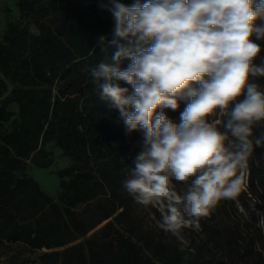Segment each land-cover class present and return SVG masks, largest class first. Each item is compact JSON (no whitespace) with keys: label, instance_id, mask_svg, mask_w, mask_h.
Returning <instances> with one entry per match:
<instances>
[{"label":"clouds","instance_id":"1","mask_svg":"<svg viewBox=\"0 0 264 264\" xmlns=\"http://www.w3.org/2000/svg\"><path fill=\"white\" fill-rule=\"evenodd\" d=\"M114 20V64L92 67L99 98L141 133L123 189L160 213L179 236L198 229L222 200L236 199L264 122V0H120L102 4ZM106 37H100L104 45ZM123 41V42H122ZM127 85V86H123ZM179 113V122L167 110ZM182 185V190L177 189Z\"/></svg>","mask_w":264,"mask_h":264},{"label":"trees","instance_id":"2","mask_svg":"<svg viewBox=\"0 0 264 264\" xmlns=\"http://www.w3.org/2000/svg\"><path fill=\"white\" fill-rule=\"evenodd\" d=\"M120 2L130 6L136 0ZM108 3L17 0L23 23L8 22L0 40V234L11 242L32 249L63 247L123 206L110 201L95 223H87L75 210L108 192L118 198L116 191L130 164L126 154L129 133L119 110L99 98L91 76L92 67L115 63L117 48L107 43L115 38L114 20L101 7ZM31 25L36 26V33L30 31ZM100 37L107 38L104 45ZM255 82L264 89V77ZM11 104L16 105V112L9 109ZM183 107L181 102L180 110H167V115L179 122ZM8 122L10 129L5 127ZM261 128L264 132V122ZM49 142L71 158L69 166L56 171L59 202L26 172L29 163L37 168L52 165L53 158L45 149ZM252 152H264V143H253ZM256 180H264V164H250L248 181L252 186ZM111 226L112 221H107L94 234ZM116 240L119 253H114L109 240L90 248L87 263L82 243L41 253L36 262L48 264L51 255L62 253L65 256L59 264H198L189 249L170 243L145 239L138 245L122 234Z\"/></svg>","mask_w":264,"mask_h":264},{"label":"rangeland","instance_id":"3","mask_svg":"<svg viewBox=\"0 0 264 264\" xmlns=\"http://www.w3.org/2000/svg\"><path fill=\"white\" fill-rule=\"evenodd\" d=\"M40 1L44 3L49 0ZM8 22L23 23L17 8V0H0V40H2ZM30 31L36 33V26L31 25ZM257 43L262 47L260 56L255 61L259 64L264 60V40L257 41ZM9 109L17 111L14 104H11ZM261 126L262 122L254 126L253 140L264 133ZM5 127L10 129L11 123H6ZM140 139L141 133L139 132L129 134L126 154L130 164L124 169L119 189L116 191L115 196L119 197L115 198L108 192L97 196L90 205H79L75 209L79 217L87 223H95L102 215V209L108 206L110 201L115 204L122 202L123 206L118 208L112 217L98 224L85 236L78 237L63 247L50 249L45 247L32 249L21 242H11L4 234H0V264H23L25 262L37 264L36 261L41 253L62 251L77 243L84 244L82 252L87 263L90 248L100 247L102 243L109 240H112L114 244V253H119L116 237L120 234L129 237L138 245H143L145 239H152V242L170 243L182 250L189 249L190 253L196 257L198 264H264V180H256L252 186L248 181L250 164H264V152H252L244 178V186L236 199L222 200L209 216L200 221L198 229H184L177 236L159 226L160 213L157 209L139 205L123 189V181L129 175L132 158L136 154V145ZM45 149L53 158L52 165L48 168H37L29 163L26 172L38 182L42 191L59 202L60 188L56 171L69 166L71 158L64 156L54 142L47 143ZM182 187V185H177L178 190H182ZM121 212L124 214L120 215ZM107 221H112V226L95 235V231ZM144 251L150 255L146 248ZM64 256L62 253L58 257L51 255L48 258V264L55 259L58 261L56 264H59ZM152 261H155V258H152Z\"/></svg>","mask_w":264,"mask_h":264}]
</instances>
